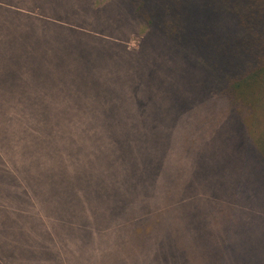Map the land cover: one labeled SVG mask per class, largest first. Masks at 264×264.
Here are the masks:
<instances>
[{
  "label": "rangeland",
  "instance_id": "1",
  "mask_svg": "<svg viewBox=\"0 0 264 264\" xmlns=\"http://www.w3.org/2000/svg\"><path fill=\"white\" fill-rule=\"evenodd\" d=\"M109 1L0 0V94L11 111L25 116L27 132V191L6 190L0 264H186L183 248L166 237L165 220L163 226L119 230L127 236H118V219L91 228L90 215L104 213L89 210L86 175L74 164L109 149L103 142L92 146L88 130H120L130 147L134 136L154 148V157L139 147L133 156L135 162L151 161L149 176L193 182L182 208L187 207V228L195 226L199 258L264 264V201H254V208L244 201L252 192L264 196L262 164L241 146L248 143L246 114L237 120L206 87L209 74L183 46L151 35L137 21L128 29L132 16L125 4L99 12L118 29L93 16L87 20V9ZM76 7L83 13L78 10V17L71 14ZM99 168L90 165L85 172ZM129 194L118 186V201ZM169 242L178 254L164 255ZM250 243L259 250L251 252Z\"/></svg>",
  "mask_w": 264,
  "mask_h": 264
},
{
  "label": "trees",
  "instance_id": "2",
  "mask_svg": "<svg viewBox=\"0 0 264 264\" xmlns=\"http://www.w3.org/2000/svg\"><path fill=\"white\" fill-rule=\"evenodd\" d=\"M118 2L125 4L131 13L132 19L127 24L128 29L136 27L137 21L151 35L157 34L174 45L183 46L186 55H191L192 61H196L200 68L209 74L211 81H208L206 87H210L212 92L227 102L237 120L244 119L241 115L243 112L246 114L247 118L243 124L247 129L248 143L241 146L246 147L245 156H250V159L262 164L258 176L262 177L260 183L264 185V0H112L100 9L95 10L93 6L91 9L86 8L87 20H91L93 16V20L103 22L109 30L115 27L118 29V23L108 24L99 14L110 4ZM27 5L29 4L26 3ZM78 10L83 14L81 7L73 9L71 14L78 17ZM2 14L10 18L18 17L16 13L7 11ZM5 39L3 35V41ZM10 114L12 125L21 123L24 126L26 146L25 116L11 110ZM116 118L118 122V114ZM88 131L92 146L103 142L109 149L103 156L96 150L90 159L81 158L74 164L76 172L86 175L85 188L88 191L89 210L96 209L104 213L102 216L90 215L91 219H88L92 222L91 228L96 230L99 221L109 224L118 219V236H127L124 231L119 230L137 229V225L143 223L154 227H158L155 224L163 226L161 223L165 220L168 223L164 224L166 237L173 239L183 248L186 264H216L212 262V255L211 261L198 257L195 226L187 228L190 222L185 211L187 207H182L189 202L184 199L189 194L187 189L193 188V182L182 183L175 178L158 176L156 172L149 176L147 172L153 166L151 161L143 158L135 162L133 156L136 147H139L152 151L154 157V148L143 144L133 135V140L138 146L132 142L130 147L121 139L120 130L117 135H111L107 131ZM116 140L118 147L115 146ZM90 165L100 168L96 173H86L85 169ZM96 175L101 178L97 179ZM232 179L231 184L234 181ZM254 180L257 181L256 178ZM243 183L235 184L239 187ZM118 186L126 192L130 190L129 196L122 197L121 201H118ZM254 195L252 192V195L248 194L244 200L252 208L257 202L264 201V196ZM129 205L132 210L127 212ZM162 216H165V219ZM76 233L80 238L82 231L78 233L76 229ZM169 243L170 249L164 255L178 254L172 252L173 244ZM251 243V252L259 250V247L255 248Z\"/></svg>",
  "mask_w": 264,
  "mask_h": 264
},
{
  "label": "crops",
  "instance_id": "3",
  "mask_svg": "<svg viewBox=\"0 0 264 264\" xmlns=\"http://www.w3.org/2000/svg\"><path fill=\"white\" fill-rule=\"evenodd\" d=\"M3 98L4 92L0 94V228L3 226L6 190L10 193L13 187L18 195L22 191L25 195L26 192L23 172L26 166V156L23 152L25 128L21 123L11 124L10 107L6 106Z\"/></svg>",
  "mask_w": 264,
  "mask_h": 264
}]
</instances>
